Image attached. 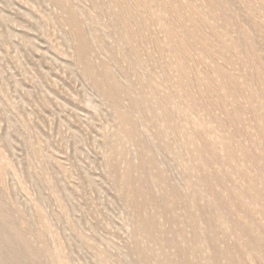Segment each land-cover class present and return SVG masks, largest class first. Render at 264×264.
Returning <instances> with one entry per match:
<instances>
[{
  "label": "rangeland",
  "instance_id": "obj_1",
  "mask_svg": "<svg viewBox=\"0 0 264 264\" xmlns=\"http://www.w3.org/2000/svg\"><path fill=\"white\" fill-rule=\"evenodd\" d=\"M0 264H264V0H0Z\"/></svg>",
  "mask_w": 264,
  "mask_h": 264
}]
</instances>
